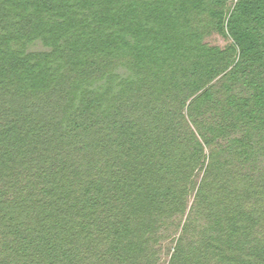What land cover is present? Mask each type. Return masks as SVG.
Returning <instances> with one entry per match:
<instances>
[{
    "label": "trees",
    "instance_id": "trees-1",
    "mask_svg": "<svg viewBox=\"0 0 264 264\" xmlns=\"http://www.w3.org/2000/svg\"><path fill=\"white\" fill-rule=\"evenodd\" d=\"M0 264H264V0H0Z\"/></svg>",
    "mask_w": 264,
    "mask_h": 264
},
{
    "label": "rangeland",
    "instance_id": "rangeland-1",
    "mask_svg": "<svg viewBox=\"0 0 264 264\" xmlns=\"http://www.w3.org/2000/svg\"><path fill=\"white\" fill-rule=\"evenodd\" d=\"M204 41L210 45H218L222 47L229 42V39L221 34L213 33L211 35L206 36Z\"/></svg>",
    "mask_w": 264,
    "mask_h": 264
}]
</instances>
